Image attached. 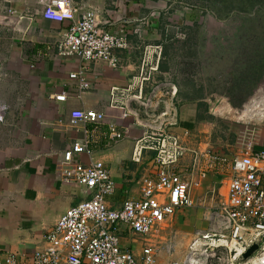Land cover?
Instances as JSON below:
<instances>
[{
    "label": "crops",
    "instance_id": "crops-1",
    "mask_svg": "<svg viewBox=\"0 0 264 264\" xmlns=\"http://www.w3.org/2000/svg\"><path fill=\"white\" fill-rule=\"evenodd\" d=\"M73 2L80 14L95 13L103 30L128 40L127 50L113 52L116 68L104 61L61 57L57 47L68 25L42 18L45 0H0V17L10 9L15 12L7 26H0V103L6 106L0 122V264L10 255L31 261L47 247L46 236L61 217L88 198L83 187L66 184L61 174L64 154L77 142L89 139L91 155L75 160L103 162L116 182L109 199L113 209L141 198V181L156 174L154 152H145L141 163L133 161L137 141L155 120H173L176 125L167 131L180 136L190 151L213 149L229 159L243 152L241 137L256 126L260 137L255 148L264 150V72L259 67L254 77L245 67L247 73L237 83L234 71L233 77L222 71L230 62L218 61L215 49L212 58L207 56L206 47L218 37L215 28L224 30L204 16L210 10L198 12L195 23L190 22L191 9L174 10L165 0ZM190 30L198 31L197 41ZM149 47L163 52L159 71L142 84L140 67ZM237 64L233 58L235 71ZM82 68L90 85L83 90L70 78ZM63 94L66 101H56ZM78 110H94L106 118L98 127H73L71 115ZM248 110L249 115L239 114ZM111 126L121 138L112 137ZM192 159L187 153L181 169L189 168ZM219 175L227 177V184V172H212L198 190H211ZM187 214L179 212L171 224H185ZM122 242L141 247L131 233H124ZM163 257L159 264L170 261Z\"/></svg>",
    "mask_w": 264,
    "mask_h": 264
},
{
    "label": "built area",
    "instance_id": "built-area-1",
    "mask_svg": "<svg viewBox=\"0 0 264 264\" xmlns=\"http://www.w3.org/2000/svg\"><path fill=\"white\" fill-rule=\"evenodd\" d=\"M14 14L10 9L7 17H0V26H7ZM41 16L68 25L66 37L57 47L63 58L104 61L116 68L119 61L113 52L129 48L126 37L103 30L95 13L80 14L73 0H45ZM162 52L161 47L146 49L140 67L142 84L159 71ZM70 78L79 81L82 90L90 87L84 68ZM66 99V94L56 97L58 102ZM144 104L150 107L151 103ZM5 113L6 106L0 103V122ZM105 118L94 110H78L71 115V125L98 127ZM172 121L149 123L137 141L133 161L141 163L145 152H154L156 174L141 181V198L125 201L120 209L109 206L117 185L105 164L75 160L91 155L89 139L75 143L64 154L61 174L66 184L83 187L88 198L61 217L46 236L47 247L36 251L31 261L21 262L10 255L4 264H159L167 245L163 235L173 218L193 207L194 191L202 188L210 173L218 171L229 174L220 207L206 215L208 227L194 232L183 257L167 264H264V150L255 148L260 128L254 126L244 134L240 141L243 152L229 159L213 149L190 151L180 136L167 131L168 126L176 125ZM111 135L122 136L114 126ZM189 152L192 164L182 170L181 161ZM124 233L137 237L141 247L124 245ZM254 246L258 249L245 259Z\"/></svg>",
    "mask_w": 264,
    "mask_h": 264
},
{
    "label": "rangeland",
    "instance_id": "rangeland-1",
    "mask_svg": "<svg viewBox=\"0 0 264 264\" xmlns=\"http://www.w3.org/2000/svg\"><path fill=\"white\" fill-rule=\"evenodd\" d=\"M167 4H171L174 10L185 8L186 6L192 10L190 11V22L198 20V12H207L210 22L215 24H222L224 30L215 28L217 38L215 42L207 46L206 54L211 57L210 51L215 49L217 60H227L230 62L228 68L222 70L219 62V70L232 74L233 71L237 76V83L242 80L245 73L254 75L257 74L258 68L262 67L264 72V0H165ZM215 3L218 8L215 7ZM222 3V5H220ZM213 9V10H212ZM222 9V10H220ZM216 10L218 13H213ZM174 12V11H173ZM179 16V15H178ZM194 16V17H193ZM193 18V19H192ZM213 28V27H212ZM190 30L191 35L197 41V32ZM210 33H212L210 31ZM217 40V41H216ZM197 46H195L196 50ZM212 52V51H211ZM238 60V67L233 70V58ZM230 68V69H229ZM214 69V68H213ZM255 77V76H254ZM238 88V87H237ZM241 116L244 113L239 112ZM233 118V111L231 112ZM240 117V116H238ZM227 177L219 175L215 178L211 190H198L194 194V205L187 209V222L183 224L175 222L170 224L168 230L163 235V251L161 258L166 260H179L185 254L188 243L190 242L194 232L199 229H206L208 227L205 215L220 207L226 192L225 179ZM170 247V248H168ZM136 248V247H135Z\"/></svg>",
    "mask_w": 264,
    "mask_h": 264
},
{
    "label": "water",
    "instance_id": "water-1",
    "mask_svg": "<svg viewBox=\"0 0 264 264\" xmlns=\"http://www.w3.org/2000/svg\"><path fill=\"white\" fill-rule=\"evenodd\" d=\"M258 249L257 246H254L253 248H251L248 253L244 256L245 259H248L249 257H251L253 255V253Z\"/></svg>",
    "mask_w": 264,
    "mask_h": 264
},
{
    "label": "bare ground",
    "instance_id": "bare-ground-1",
    "mask_svg": "<svg viewBox=\"0 0 264 264\" xmlns=\"http://www.w3.org/2000/svg\"><path fill=\"white\" fill-rule=\"evenodd\" d=\"M232 107V106H231ZM228 111H230V110H228ZM236 112V111H235ZM231 113V112H230ZM221 114V113H220ZM227 114H228V112H227ZM231 115V114H230ZM246 115H249V110L246 112H244V114H243V116H246Z\"/></svg>",
    "mask_w": 264,
    "mask_h": 264
}]
</instances>
